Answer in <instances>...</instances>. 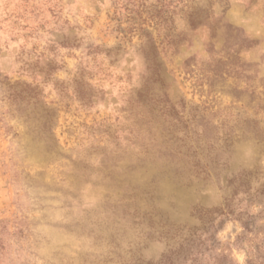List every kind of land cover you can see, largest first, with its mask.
Returning a JSON list of instances; mask_svg holds the SVG:
<instances>
[{
    "label": "rangeland",
    "instance_id": "374dc122",
    "mask_svg": "<svg viewBox=\"0 0 264 264\" xmlns=\"http://www.w3.org/2000/svg\"><path fill=\"white\" fill-rule=\"evenodd\" d=\"M0 264H264V0H0Z\"/></svg>",
    "mask_w": 264,
    "mask_h": 264
}]
</instances>
